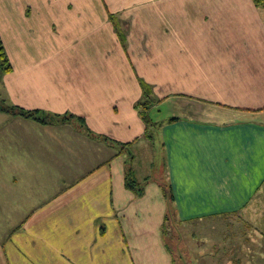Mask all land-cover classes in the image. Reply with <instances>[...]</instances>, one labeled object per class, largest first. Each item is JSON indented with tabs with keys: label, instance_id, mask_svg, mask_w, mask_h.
Returning a JSON list of instances; mask_svg holds the SVG:
<instances>
[{
	"label": "crops",
	"instance_id": "0c3cea01",
	"mask_svg": "<svg viewBox=\"0 0 264 264\" xmlns=\"http://www.w3.org/2000/svg\"><path fill=\"white\" fill-rule=\"evenodd\" d=\"M71 2L0 0V93L90 132L0 111V156L21 168L2 215L18 219L24 173L42 200L0 264H264V4Z\"/></svg>",
	"mask_w": 264,
	"mask_h": 264
},
{
	"label": "rangeland",
	"instance_id": "374dc122",
	"mask_svg": "<svg viewBox=\"0 0 264 264\" xmlns=\"http://www.w3.org/2000/svg\"><path fill=\"white\" fill-rule=\"evenodd\" d=\"M60 0H57V3H59ZM97 4L102 7L105 6V8L107 9L108 4L109 3H114V5H116V7L118 8V10H122L124 5H138L137 2L139 0H127L128 2L124 3V0H72L71 4L77 3V4ZM146 0H142V2L144 3ZM131 3V4H129ZM119 32L121 33V30L119 29ZM7 54V53H6ZM9 59V58H8ZM11 64V63H10ZM12 69V66H11ZM10 72V71H9ZM8 73V72H7ZM5 74V73H4ZM4 74H2V76L0 77V83H3V76ZM5 94L4 93H0V111H2L3 113H7L10 114L12 116H19L20 118H25V119H31L33 121H36L40 124H46V123H41L33 118L30 117H25L24 115L21 114H12L11 112H8L6 110H4V108H7L8 106H15L17 108L26 110V111H39L41 113V115L43 114V116H46V113L44 112V110H40V109H26L23 107H20L18 105H11L9 104L10 101L6 100ZM3 108V110L1 109ZM12 158V159H11ZM16 158H14L13 156L10 155V153H3L2 156H0V185L2 184L4 186L3 189H5V187L7 188H11V182H12V175L13 174V169L14 170H21V168L18 166L17 168L13 166V164L15 163L14 160ZM12 161L14 162L12 164ZM25 176V179L23 180V182L17 183L14 187L18 189V191L20 192L19 194V198L16 199V201L18 202L17 204L13 205V215H16L14 217L18 218L15 220H7L6 219V215H2V210L4 212L8 211L10 214V211L12 210L11 206H0V208H2V210H0V240L6 239V235H9L13 230H17V229H21V228H26L28 227V225L30 224L29 221L26 220H20L19 218L24 216L25 213H28L30 211H32L34 208L39 206V201L41 200L40 198H38L34 193V189H30V185L29 186H25L27 183V181H31L29 180V178L27 177V175L24 173L23 174ZM15 177H20V174L17 173L15 175ZM16 181V179L14 180ZM29 184H31V182H28ZM31 186H33V184H31ZM30 187V188H29ZM20 188V190H19ZM29 188V190H28ZM11 190V189H10ZM28 192V193H24V192ZM42 201V200H41ZM6 209V210H5ZM260 213V217L264 216V206H261L258 210ZM11 216V215H9ZM4 217V218H2ZM259 231H260V236H259V251L263 253L264 255V221H259ZM181 259H186L184 257H181ZM188 259H192L191 257H189Z\"/></svg>",
	"mask_w": 264,
	"mask_h": 264
},
{
	"label": "trees",
	"instance_id": "16d2710c",
	"mask_svg": "<svg viewBox=\"0 0 264 264\" xmlns=\"http://www.w3.org/2000/svg\"><path fill=\"white\" fill-rule=\"evenodd\" d=\"M256 5H263L264 0H253ZM11 71V64L8 59V56L6 54L3 41L0 37V77L2 74L7 73ZM140 84L142 86L143 92V98L138 101L136 104V107L140 110V115L145 122L147 128L149 129V126L153 125L152 120L150 119L149 110L151 105L154 103V99L152 97V94L150 93V86L146 84L145 82L140 80ZM3 110V108H1ZM4 110L11 112L12 114H21L25 117L33 118L41 123H56V122H66V121H73L79 124V126L86 128V125L84 124V120L81 117L75 116L73 114H63V115H55V116H43L39 111H26L20 108H17L15 106H8L7 108H4ZM175 118H172L174 120ZM87 129V128H86ZM89 132V130L87 129ZM90 133V132H89ZM152 134V133H150ZM164 191L168 195L169 200H173L172 191L169 187L164 185Z\"/></svg>",
	"mask_w": 264,
	"mask_h": 264
}]
</instances>
